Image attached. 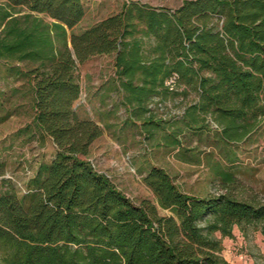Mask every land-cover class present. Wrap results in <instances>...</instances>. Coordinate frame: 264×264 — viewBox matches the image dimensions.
<instances>
[{"label":"trees","instance_id":"1","mask_svg":"<svg viewBox=\"0 0 264 264\" xmlns=\"http://www.w3.org/2000/svg\"><path fill=\"white\" fill-rule=\"evenodd\" d=\"M85 15L83 0H0V125L31 113L0 143V155L18 144L30 168L19 181L0 161V264H229L223 239L235 227L264 236V201L231 190L234 145L264 125V0H184L175 9L125 0L74 32ZM98 56L112 57L114 92L99 121L75 109L77 68ZM192 93L182 115L159 112ZM118 107L126 117L116 134ZM129 125L192 164L202 159L186 140L210 137L224 150L213 170L225 192L187 193L151 165L141 172L158 205L136 203L89 158L105 130L120 140ZM49 142L51 160L28 159L30 143Z\"/></svg>","mask_w":264,"mask_h":264},{"label":"rangeland","instance_id":"2","mask_svg":"<svg viewBox=\"0 0 264 264\" xmlns=\"http://www.w3.org/2000/svg\"><path fill=\"white\" fill-rule=\"evenodd\" d=\"M125 0H83L86 15L74 32L83 31L100 20L118 12ZM154 7L175 9L184 0H135ZM113 72L112 57L98 56L89 62L79 65L76 71L77 79L82 87V94L75 103V109L83 117L100 120V114L106 113L111 100L109 93L113 92L110 77ZM22 81L18 83L20 85ZM114 93V92H113ZM196 99V94L178 96L160 106L159 112L164 117L180 116L186 107ZM25 101H22L24 103ZM111 106H109L110 108ZM111 123L122 124L126 113L123 108H117ZM31 113L20 109L19 114L0 125V143L8 139L9 135L23 122L30 119ZM213 129L216 126L210 122ZM113 129L105 130L92 149L90 159L98 169L108 173L118 187L136 203L150 201L156 205L157 198L153 191L144 183L143 173L151 165L165 168L175 179L176 183L187 193L205 196L210 193L225 192L219 180L216 179L213 165L224 158L223 149L214 145L213 140L199 139L194 135L187 139V145L193 150L191 154L202 159L201 164H192L177 159L174 152L168 149L155 148L152 142L145 144L139 131L129 125L117 140L112 136ZM115 133V132H114ZM212 136V134L210 135ZM125 140L122 141V138ZM238 161L234 168L237 181L232 185V193L242 199H257L264 201V125L240 145H234ZM14 151V152H13ZM10 153L1 154L0 161L5 163L6 175L24 181L29 165L17 154L23 153L17 144ZM25 152H29L28 159L41 157L45 161L51 160L55 148L51 142L45 143L43 148L39 144L28 145ZM129 157V160L127 159ZM211 159V161H210ZM18 175V176H17ZM160 215L166 216L168 211L159 207ZM232 238L223 239V255L229 264H264V237L253 230L244 235L237 227ZM220 237V235L218 234Z\"/></svg>","mask_w":264,"mask_h":264},{"label":"crops","instance_id":"3","mask_svg":"<svg viewBox=\"0 0 264 264\" xmlns=\"http://www.w3.org/2000/svg\"><path fill=\"white\" fill-rule=\"evenodd\" d=\"M23 124H24V123H23ZM23 124H21V125H20L18 128H16L14 131H16V130L19 129L21 126H23ZM14 131H13V132H14ZM13 132H12V133H13ZM94 144H95V143H94ZM263 237H264V236H263Z\"/></svg>","mask_w":264,"mask_h":264},{"label":"built area","instance_id":"4","mask_svg":"<svg viewBox=\"0 0 264 264\" xmlns=\"http://www.w3.org/2000/svg\"><path fill=\"white\" fill-rule=\"evenodd\" d=\"M127 159L129 160V157H127Z\"/></svg>","mask_w":264,"mask_h":264}]
</instances>
